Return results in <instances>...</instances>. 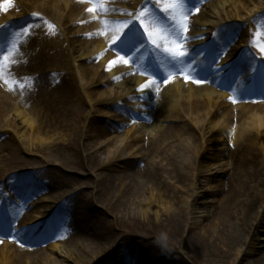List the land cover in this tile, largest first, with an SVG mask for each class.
I'll return each instance as SVG.
<instances>
[{"label":"rangeland","instance_id":"374dc122","mask_svg":"<svg viewBox=\"0 0 264 264\" xmlns=\"http://www.w3.org/2000/svg\"><path fill=\"white\" fill-rule=\"evenodd\" d=\"M242 1L224 0L226 4L218 5L217 0H204L199 5L201 11L196 15H200L204 20L202 29L198 30L201 35L198 38L197 34L189 36L188 42L183 44L182 48L198 52L205 46L207 50L198 55L193 51L192 56L196 59L191 63L178 65L175 70H172L165 55L151 47L147 51L142 50L143 55L137 53L140 58L127 66L118 61L117 53L109 48L111 39L120 31L127 30L124 22L134 19L126 13L138 12L146 0L126 2L97 0L95 4L90 0H79L76 5L74 4L73 12L50 14L51 19L56 23L62 21L69 27H74L76 34L72 33L68 38L76 41L75 47L69 40L70 43H66L65 49L62 44L63 37L62 40L52 41L49 37L39 34L37 22L32 27H36L35 36L39 34L38 38L32 40L23 38V32L29 28V23L24 22H17L13 25V30L6 31L5 35L0 36V48L4 50L2 52L12 55L14 61L20 64L15 65L14 69L13 66L4 68L2 71L4 77L0 76L1 87L9 90L17 87L20 104L24 107L34 105V111L39 115L40 122L45 118L44 126L41 124L42 129L49 133L46 134L43 130L45 142L32 145L22 136L29 130L27 125L21 120H15L14 113L8 121H4L0 114L1 250L10 249V246L18 249L14 258L22 264H36L42 260L43 264H49V256L57 260L56 264H109L119 262L122 255L130 260L139 261L142 257L159 259L164 254L168 259H178L181 264L213 262V257L201 251L196 252L189 244L188 222L185 223L187 234L181 237L149 223L148 221L153 220L149 216L154 218L153 212L149 211V214L139 216L135 220L131 216L139 211L140 207L131 206L121 209L119 205L123 199L131 197L130 190L126 189L128 185L134 183L130 176L136 174V177L140 178V175H147L149 172L151 167L149 162L152 160L148 159L146 149L155 141L161 142L160 145L166 151L173 150L177 156L176 161L181 163L183 152L179 145L180 138L170 139L165 132L164 136H161V130L175 126L182 131V134H187L189 132L186 130L189 126L191 128L188 113L180 118L177 115L168 120H159L156 132L145 126L149 119H152L150 115H143L147 113L143 110L148 108L145 103L153 104L151 107L153 110L164 98L163 91L158 92L160 88L152 96L149 95L148 92L154 85L149 79L150 74L158 72L161 78L173 74L178 76L177 83L184 85L183 72L191 73L187 79L188 84L184 85L186 88L193 86L190 85L193 75L206 76L198 86L211 88L210 102L215 107L214 111L217 113L219 108L223 112V115L216 118L218 122L222 121L228 112L232 116L249 112L250 115L256 113L264 117V63L261 62V59L264 60L262 58L264 54L252 43L253 40H259L260 44L264 45V2L252 0L256 5L252 3L250 6L244 5L246 8L244 9L241 6ZM18 3L19 6L10 14L9 20L14 18L12 21H19L27 18L26 12L24 13L27 7L22 5L25 2ZM112 6H115L116 12L103 11L113 8ZM89 7H96L97 11L89 13L87 11ZM77 8L84 10L86 19L81 20L82 16L74 13ZM236 9L241 17H238ZM117 12H122L120 17L117 16ZM10 16L5 15V19ZM176 17L177 20L181 19L180 10L176 12ZM119 18L124 19L121 21ZM112 22L115 23L113 28L110 27ZM210 22L212 24H209ZM41 23L48 26L47 21ZM164 23L171 22L164 21ZM220 27L223 28L217 31L218 41L221 34L235 37V42L225 54L228 63L221 64L222 59L219 61L220 65L226 64L228 67L217 71L216 65L211 63L209 66L204 62L192 67L206 56L210 57L212 44L210 38ZM156 29L162 30L161 25L157 24ZM193 31L196 33L195 30ZM190 32L185 35H190ZM257 34L262 35L259 37ZM157 38L159 39V36ZM139 39L140 37L133 30L125 38L124 43L136 42ZM102 41L103 44H100ZM168 42L174 43V40L168 37ZM245 49H250L255 54L254 63L250 65L248 60L246 62L250 72L258 77L251 78L252 73L247 76L249 71H242L237 76L232 74L233 69L244 61ZM114 60H117V68L122 71L119 74L115 73V69L107 70V66ZM79 66H83L87 72L85 73L87 78L84 80ZM8 68L11 69L8 71L6 70ZM145 68H149L150 72L145 73ZM179 69H183L182 74H178ZM157 81L160 82L158 86L169 84L163 79ZM211 81L224 83L228 87L214 88ZM146 84L148 87L143 92L139 91ZM59 87L65 89V92H59ZM168 87L165 86L166 89ZM241 87L243 90H240ZM79 89L82 91L80 95L83 100V106H80L83 110V120L80 124L83 136L80 142H75L76 132L73 129L75 121L68 112L73 106L78 105ZM185 99L187 101L183 103L188 104L193 100H189L188 97ZM89 100L93 101V106ZM101 102L106 104L100 105ZM40 105L45 111H41ZM136 117L142 119L138 120ZM12 119L14 122L10 124ZM47 120L51 126L47 124ZM233 121L236 123V116ZM142 125L145 130L142 129ZM221 129L222 125L213 130V135L210 137V139L214 138L219 146L214 147L216 143L212 144V152L199 158L200 164H204V169L196 167L194 170V177L200 175V184H197L195 179L193 181L196 184L195 188L189 183L186 184L183 177L175 173L177 168L173 167L174 159L168 158L167 155L154 158V161L162 163L164 167L158 175L160 183L166 184L164 189L169 187L170 198L175 197V200L171 199L167 203L169 208L180 211L193 209L198 212L188 218L191 223L196 224L191 232L206 231L211 234L212 230H206L209 223L213 225L214 219L226 218L228 211L224 208V203L225 200L227 201V191L229 188H234V185L230 187V180L236 178L237 173L250 191L264 182V156L260 155L258 160L254 156L244 159L240 156L237 158L233 152L235 146L233 140L240 138L246 132L248 124L230 125L227 129ZM192 136L189 133L184 138L189 144L194 145ZM237 161L240 163L233 178L232 168ZM96 162L102 164L101 168L93 165ZM200 171L202 173L199 174ZM149 182L145 184L146 190L135 195L136 199L131 202L144 203L147 198L162 195L163 191L160 189L162 186H155L151 181ZM122 187L124 192L120 193L119 189ZM176 199H181L185 204L179 206ZM238 200L249 203V200L240 197V194H235L233 202ZM17 205H29L30 208H17ZM143 207L142 204V210L145 208ZM35 209L43 210L48 221L35 227L21 229L19 232L13 230L14 216L21 212L24 214L25 211L33 215ZM155 211L160 212V210ZM259 221H262L263 225L257 238H254L251 245L247 246L245 243L242 249L234 252L233 256H230L231 264H264V213ZM7 222L10 223L4 226ZM24 224L22 217L19 226ZM48 227L54 229L55 239L46 237L45 234H49ZM83 230L85 233L92 232L97 236V242L91 244V247H84L89 245L80 237ZM6 231H8L7 235H5ZM27 238L32 239L28 242ZM90 248L95 252L87 255Z\"/></svg>","mask_w":264,"mask_h":264},{"label":"bare ground","instance_id":"6f19581e","mask_svg":"<svg viewBox=\"0 0 264 264\" xmlns=\"http://www.w3.org/2000/svg\"><path fill=\"white\" fill-rule=\"evenodd\" d=\"M19 1H24L22 5H25L27 7L26 12L27 17L30 18V22L32 23L37 20L40 32L39 34H43L44 37H49L52 39V41L56 39H61L62 37L67 38L68 35L75 33L74 27H69V25H66V23H63L62 21L57 23V27H55L54 30L52 28V25L50 24V21L48 23V26L40 22H46L47 18L51 19L50 14L58 15L60 12H66L70 13L74 11V5L72 4L76 0H0V13L1 10H4L8 8L10 5L17 3V7L19 6ZM116 1V0H115ZM264 2V0H262ZM218 5L226 4L224 0H218ZM256 5L251 0L250 2L248 0H243L242 5L245 8L244 5ZM76 5V4H75ZM213 6V5H212ZM213 7H216L213 6ZM73 9V10H72ZM13 10V9H10ZM9 10V11H10ZM36 10V11H33ZM237 10V9H236ZM34 12V13H32ZM74 13H78L80 16H82L81 20L86 19L87 16L84 13L83 9L77 8V11ZM72 16L74 14H71ZM238 17L240 16V13L237 10ZM10 16V15H8ZM38 17H42V19H38ZM8 20L10 17H7ZM6 19L3 18L0 19V24L3 23ZM7 20V21H8ZM80 20V22H81ZM51 21H53L51 19ZM190 22L192 24V28L195 29H201L203 27L204 20L199 15L198 17H192L190 19ZM209 24H212L210 22ZM37 26V27H38ZM94 27V25L92 26ZM111 28L113 27V24L111 23ZM35 29L28 28L24 34H30V36L23 35V38L25 40H32L35 38L40 37V35L35 36ZM91 30V29H89ZM97 34V32H94ZM195 32L191 30V33L189 36L193 35ZM79 36V35H78ZM63 41V40H62ZM70 43V42H68ZM71 43H73V46L75 47L76 41L71 40ZM64 44V43H62ZM103 44V41L100 43ZM64 48L66 49V46L64 44ZM227 58V57H226ZM226 58L224 59L223 63H227ZM11 58L8 57V60H3L0 62L1 66H10L12 62L10 61ZM242 63V68L245 67L244 70L248 71V64H246V59H244ZM14 63V62H13ZM15 63L13 64L14 67ZM110 65V64H109ZM109 65L107 66V70L109 69ZM116 68V64L112 66L111 70ZM81 77L84 80L86 77L85 73L87 74L86 70H84L83 66H79ZM110 70V71H111ZM173 70V69H172ZM2 71L0 70V76L2 75ZM116 71V69H115ZM237 74L240 71V68L237 70ZM245 71V72H246ZM117 71L116 73H118ZM4 77V76H3ZM215 87H221L220 84L214 83ZM262 88V87H261ZM211 88L203 87V85H193L189 88V86H184L179 83H173L171 84L167 89H163L162 95L164 98H162V102L158 106H155L153 110H151V117L152 119L149 120L150 123L148 125L149 128L157 131V123L159 120H168V118H172L178 115V118L185 116L184 114L188 113V118L190 119L189 124H191V128L189 126V129L186 130L187 132L191 133L193 136V144H189L188 140L184 138L186 135H189V133L182 134V131H180L177 127L172 126L167 129L161 130V136L165 135L168 136L170 139H179V145L181 147V150L183 152L182 154V161L181 163L176 161V154L173 152V150L166 151V149L160 145L161 142L155 141L153 145H150L147 147L146 151L149 155V160L152 162H149V165L151 167L149 168V172L147 175H140V178L136 177V174L133 176H130L132 181L134 183L128 185L126 189L130 190L128 199H123L122 203L119 205V208L125 209L127 207H140V210L135 212L134 215L131 217H134L135 220L139 218V216L147 215L151 212L154 213V218L149 216V218L153 219L148 221L151 222L152 225H158V227L161 230H167L168 232L174 233L178 236L183 237L186 232V225L185 223L188 222L189 228H188V240L189 244L192 246L193 250L201 251L204 254H209L211 257H213V262L211 264H231L230 256L232 257L234 252H237L238 249H242L244 244L246 243L247 246L251 245V242H254V238H257L258 234L260 233L261 227L263 225L262 221L260 220V217L264 213V182L259 187H254L251 191L247 189V184H244L241 180V176L239 173H237V177L234 178V175H236L238 164L240 161H237L232 168L233 173V180H230L231 186L234 188L227 191L228 197L227 201L225 200L224 208L226 211V218L222 219H214L212 223H209V227L206 230L211 231V234L204 231L202 232H191L192 228L196 226L195 223L190 222V217L195 216L196 212L195 210H186L183 209V211H180L178 209L171 210L172 208H169L167 203L171 201V199L175 200V197L170 198L168 196V186L166 189H164V186L166 184L160 183L159 173L160 170L164 167H162V163L154 161V158L156 156L160 155H167L168 158L174 159L173 160V167L177 168L175 170V173H178L179 176L183 177V181L187 184L189 183L191 187L195 188L196 184L193 182L194 179L197 180V184H200V175L198 177H194V170L196 167L199 169H204V164L199 162L200 156H207L208 153L210 154L212 152V144H215L216 141L214 138L210 139V137L213 135V130L218 128L222 125V129H227L230 127V125H241L242 123L248 124V129L246 132L241 135L240 138H237L236 141H234L235 146L233 147V152L236 154V157L239 156L242 158L249 159V156L256 157L258 160V157L264 156V117H260L256 113H252L250 115L249 112L240 113L237 115L232 116L231 113H227L224 115L223 120L219 121L216 120L218 116L223 115V112L220 111L218 108V112L215 113V107H213V103H211V95L210 90ZM59 92L63 93L65 92V89L62 87L58 88ZM79 99H78V105L77 107H74L70 109L69 115L72 116L71 118L74 119L75 125L73 127L74 131L76 132V138L75 142H80L81 137L83 136L82 130L80 127L81 121L83 120V110L80 106H83V100L80 95L82 94L81 89H79ZM165 92V93H164ZM149 93H154L153 91H149ZM188 97L191 104L183 103L184 101H187L185 98ZM89 98L92 99V97L89 96ZM89 103L93 106V101L89 100ZM100 105H105V102L99 103ZM34 105L29 107L25 105L22 106L20 104V100L17 96V87H15L13 90L6 91L5 88L0 87V114L4 118V121H8L13 117V113L15 115V120H21L24 125H27L28 132L23 134L22 136L25 138V141L29 142L32 145H37V143L45 142L44 132L46 133V130L42 129L41 124L44 126L45 118L42 122H40V117L37 113L34 111ZM38 109V108H37ZM41 111L42 106L40 105ZM247 110V109H246ZM45 111V109L43 110ZM11 115V116H10ZM239 115V116H238ZM236 116V123H234V117ZM185 118V117H184ZM221 118V117H219ZM186 119V118H185ZM210 120V121H209ZM247 120V121H246ZM249 120V121H248ZM14 120L12 119L10 121V124H13ZM212 122V123H211ZM224 122V123H223ZM9 124V123H8ZM47 124L49 126L50 122L47 120ZM38 125V126H37ZM44 128V127H43ZM40 129V130H37ZM44 130V132H43ZM46 134H49L48 132ZM138 138V137H137ZM136 138V139H137ZM160 138V137H159ZM158 140V138H157ZM172 140V141H173ZM240 142V144H238ZM219 145L216 143L214 147H218ZM168 153H171L169 155ZM124 154V153H122ZM99 160V159H98ZM245 161V160H242ZM178 163V164H177ZM94 166L101 168L102 164L99 162H96L93 164ZM237 167V168H236ZM148 171V170H147ZM146 171V172H147ZM202 173V171L199 172V174ZM251 178V176L249 175ZM131 181V180H130ZM155 186H162L160 189L163 191L162 195L160 197H150L147 198L144 203L143 201H135L131 202L132 200L136 199L135 195H139L143 191L146 190L145 184L150 183ZM252 181V180H251ZM150 184V185H151ZM192 188V189H193ZM125 189V191H126ZM263 191H262V190ZM119 192H124L123 187L119 189ZM124 194V193H123ZM240 194V197H244L245 199L249 200V203L246 204L245 202H233L234 201V195ZM124 196V195H123ZM179 206L184 205L185 203L181 199H176ZM143 204L144 209L142 210L141 205ZM246 205V206H245ZM165 209H170L166 211ZM155 210H160V212H156ZM36 215H29L28 211L24 212V215L22 212L20 213V217H24V221L26 225L25 227H31L33 225H38L39 223L45 222L44 214L42 211H39L38 213H35ZM195 220V219H193ZM191 220V221H193ZM18 223V220L15 221V224ZM30 223V224H29ZM52 236V234H51ZM85 242L88 243L89 246L84 247H91V244H95L97 241V236H95L94 233H85L83 230V234L80 236ZM245 244V245H246ZM262 245V244H261ZM9 247V246H7ZM10 249H0V264H22L19 260H16L14 257H16V253H18L17 249L11 248ZM95 250L93 248H90L87 252V255L90 253H94ZM80 260V259H78ZM43 261V260H42ZM39 262L36 264H43V262ZM49 264H56L57 260L54 257L49 256L48 257ZM181 264L179 260L175 259H168L167 255H162L159 257V259H145L141 258L137 262H133L130 260V258H126L122 255V257L119 259V262H112L109 264ZM29 264H35V263H29Z\"/></svg>","mask_w":264,"mask_h":264},{"label":"snow or ice","instance_id":"6c2138e0","mask_svg":"<svg viewBox=\"0 0 264 264\" xmlns=\"http://www.w3.org/2000/svg\"><path fill=\"white\" fill-rule=\"evenodd\" d=\"M92 3H96L97 0H90ZM203 3V0H146V3L141 6L136 13H126L128 16L134 17L133 20H126L124 27L126 31H120L114 38L111 39L109 48L117 53L118 61L124 65H129L130 62L137 60L143 55L142 50L147 51L149 47L165 55L172 68H177L182 63H191L196 57L192 56L194 50L182 48V45L188 42V37L185 33H188L192 29V24L189 17L192 14L199 13V5ZM180 10L181 19L177 20L176 12ZM89 13H95L96 7H89L87 9ZM103 11H114V9H103ZM42 19V17H38ZM164 21H170L171 23H164ZM161 25L162 30H157L156 25ZM129 25H131L129 27ZM3 27V26H0ZM28 27H31L29 25ZM140 37L139 41H129L125 44V38L129 36V33L133 32ZM166 34V35H165ZM259 35V34H257ZM159 36V39L157 38ZM168 37L174 40V43L168 42ZM217 47L210 51L212 57V65H216L217 71H222L228 66L220 65L219 61L223 59L227 49L235 42V37L224 36L221 34L219 37ZM253 46L257 47L262 54H264V45L260 44L258 40H253ZM198 55V54H197ZM244 58L248 60L251 65L254 63L255 54L250 49H245ZM191 57V59H189ZM264 58V57H262ZM8 60V55L5 52H0V61ZM117 63L114 60L110 63L109 69ZM150 69L145 68V73H149ZM183 69H179L178 74H182ZM194 82L200 83L206 79V76L192 77ZM187 80L188 77H185ZM148 85H144L139 91L143 92ZM235 102V101H234Z\"/></svg>","mask_w":264,"mask_h":264}]
</instances>
